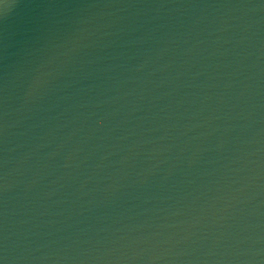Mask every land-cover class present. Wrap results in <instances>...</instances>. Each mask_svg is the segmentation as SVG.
Wrapping results in <instances>:
<instances>
[{
    "label": "water",
    "instance_id": "95a60500",
    "mask_svg": "<svg viewBox=\"0 0 264 264\" xmlns=\"http://www.w3.org/2000/svg\"><path fill=\"white\" fill-rule=\"evenodd\" d=\"M0 264H264V0H14Z\"/></svg>",
    "mask_w": 264,
    "mask_h": 264
},
{
    "label": "clouds",
    "instance_id": "9594fccd",
    "mask_svg": "<svg viewBox=\"0 0 264 264\" xmlns=\"http://www.w3.org/2000/svg\"><path fill=\"white\" fill-rule=\"evenodd\" d=\"M14 7V0H0V16H6Z\"/></svg>",
    "mask_w": 264,
    "mask_h": 264
}]
</instances>
